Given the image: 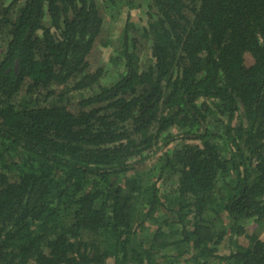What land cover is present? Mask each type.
<instances>
[{
    "label": "trees",
    "instance_id": "trees-1",
    "mask_svg": "<svg viewBox=\"0 0 264 264\" xmlns=\"http://www.w3.org/2000/svg\"><path fill=\"white\" fill-rule=\"evenodd\" d=\"M123 4L0 0V264H264V0H146L108 81Z\"/></svg>",
    "mask_w": 264,
    "mask_h": 264
},
{
    "label": "rangeland",
    "instance_id": "rangeland-1",
    "mask_svg": "<svg viewBox=\"0 0 264 264\" xmlns=\"http://www.w3.org/2000/svg\"><path fill=\"white\" fill-rule=\"evenodd\" d=\"M11 0H4V3L9 4ZM24 0H21V2H23ZM135 2L137 3H143L145 4L146 0H135ZM101 3H103V0H101ZM141 5L139 8H130L127 4H123L120 5L119 7V13L116 15L115 18H112L113 21L107 22L106 17V28H105V32L107 33L108 37H106V43L104 42L105 39L101 40L97 45V49L95 50V52L93 53L94 57H92L91 61L93 66H103L105 63V60L107 61L105 64V69L109 71L108 73V81H110V79L114 76V75H119L120 71L118 70L119 66L118 65H111V62L109 60H107V57L110 56H115L117 55V50L119 48L122 47V42L120 39V34L123 30L122 28V24L125 22L128 14H130V12L132 14H136L137 16V21L139 24H147V22L145 21V18L147 16V9L144 5ZM118 10V8H117ZM130 36L132 33H129ZM105 43V46H104ZM149 47V46H148ZM140 57L142 62H145L144 60H148L150 58V53L149 50L140 49ZM176 143H172V145H175ZM154 162V158L152 159ZM151 161V160H149ZM148 161V162H149ZM151 164V162L149 163ZM248 230L252 233L254 231H258L259 228H257V224L254 223H249L248 225ZM261 237L264 238V232L261 234ZM222 252H228L227 248H223L221 250Z\"/></svg>",
    "mask_w": 264,
    "mask_h": 264
}]
</instances>
